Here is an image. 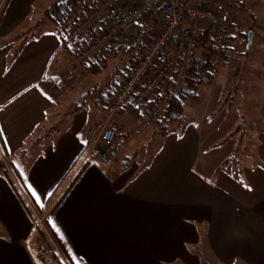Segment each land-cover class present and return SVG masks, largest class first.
I'll return each instance as SVG.
<instances>
[{"label": "crops", "instance_id": "1", "mask_svg": "<svg viewBox=\"0 0 264 264\" xmlns=\"http://www.w3.org/2000/svg\"><path fill=\"white\" fill-rule=\"evenodd\" d=\"M52 4L0 0V39L20 38L0 48V163L32 216L0 170V264H45L25 251L36 243L35 219H47L81 172L45 227L62 264H202L204 254L211 264H264V94L251 118L221 104L219 82L206 86L189 123L161 130L141 165L116 155L129 146L118 148L122 130L148 115L124 110L114 119L112 164L85 162V134L105 109L93 121L72 101L67 127L46 136L21 173L6 169L4 153L24 157L61 108L47 83L61 88V74L69 84L76 79L67 60L74 56L46 18Z\"/></svg>", "mask_w": 264, "mask_h": 264}, {"label": "built area", "instance_id": "2", "mask_svg": "<svg viewBox=\"0 0 264 264\" xmlns=\"http://www.w3.org/2000/svg\"><path fill=\"white\" fill-rule=\"evenodd\" d=\"M234 3L235 0H83L75 7L62 24V48L71 49L97 28L100 29L74 55V62L80 66L102 54L113 40H121L126 46L133 45L136 38L129 37L126 32L134 27L143 25L152 32L144 53L116 87L105 108L103 123L85 134V162L95 159L103 165L112 164L115 137L119 132L114 119L124 110H137L172 69L177 72L170 96L162 98L159 106L150 112L147 122L155 124L169 98L179 97L186 69L199 56L197 35L186 17L197 24V31L209 30L214 49L210 75L216 77ZM107 16L110 20L104 25ZM35 225L44 231L45 239L25 246V251L34 260L50 264L51 250L57 253L56 246L46 233L44 218L37 217Z\"/></svg>", "mask_w": 264, "mask_h": 264}, {"label": "rangeland", "instance_id": "3", "mask_svg": "<svg viewBox=\"0 0 264 264\" xmlns=\"http://www.w3.org/2000/svg\"><path fill=\"white\" fill-rule=\"evenodd\" d=\"M55 1L48 0V3L51 4ZM242 5L243 9L240 11L242 19L238 20V25H236L238 31L234 33L235 43L233 47L235 48L231 57L222 58L219 71L212 80L211 87L207 89L209 91L215 89L213 86H215L216 82H219L221 86L219 96L221 104L228 106L231 104L238 111H241V113L244 112L243 114L245 115L249 113L252 118L253 112L257 107V101L264 94V66L262 65L264 62V0H242ZM41 25L49 24L45 21L43 23L41 22ZM249 28L252 29L253 34H256V38L254 41L252 39L251 46L247 51L243 43H241V34H247ZM18 39L20 38L9 37L3 40L0 39V48L8 45H16ZM16 49L17 47L11 53L13 54ZM67 60L74 64L72 72L74 71L73 75L76 79L73 83L69 84L68 80L64 79V75L61 74L59 75L62 79H60L62 82L61 88L52 86L56 90L55 95L60 94L58 98L59 104L57 106L61 104V108L57 110L56 106H54L57 115L51 114L49 116L50 122L45 125L46 127H44L43 131L41 132L39 130L32 136L30 146H27L23 153L24 157L14 156L7 158L4 153L6 169L13 175L21 173L24 169V164L27 165L33 161L37 155L36 153L46 144V136L50 135L49 137L54 139V135L56 134L53 132L62 131L67 127V122L70 119L73 109L72 101L77 102L76 105L74 103L75 106L82 101L91 115L94 114L93 121H96V118H98L97 112H102L103 110L102 106L96 102L98 92H104V90L112 87L111 79L120 77L131 67L129 55L123 56L121 59L105 58L103 59L105 67L100 74L86 75L82 71L81 66L73 62L71 57H67ZM57 72L60 74L59 70ZM204 88L200 91V98L205 94ZM192 109L193 105L187 102L184 106L182 117L167 126V133L173 132L178 128L180 129L189 123L190 118L188 117V113ZM161 128L162 124H149L145 117L136 119L134 126H126L122 130L123 134L119 137L120 144L118 148L123 146L125 142H128L129 146L125 148L120 147L117 150L116 162L119 163V159L123 155L125 158L131 161L134 160L135 163L141 165L143 159L147 157V153L159 147ZM53 254L57 255L56 252L51 250L50 264H52L51 258ZM57 257L59 258L58 255ZM203 260L204 262L202 261V264H211L209 255L204 254Z\"/></svg>", "mask_w": 264, "mask_h": 264}, {"label": "trees", "instance_id": "4", "mask_svg": "<svg viewBox=\"0 0 264 264\" xmlns=\"http://www.w3.org/2000/svg\"><path fill=\"white\" fill-rule=\"evenodd\" d=\"M83 0H56L47 10L46 12V18L52 22L55 26L58 28V34L60 36L63 35V29L62 24L64 23V20L72 13V11L75 9V7L80 4ZM211 0H206V2ZM243 5L242 0H235V3L233 5V13L231 17V24L229 26V34L225 37V46L222 50V58H227L228 56L231 57L232 52L235 47H233L235 43V34L236 31H238L237 26L238 20L242 19V16L240 14V11H242ZM110 20V16H107L104 22V25L108 24ZM187 23H189L194 31L196 32V42L198 44V51L199 56L197 59H195L192 64L186 69L187 73L185 78L183 79V88L178 98L170 97L168 101V105L165 106L161 110L160 118L156 123L162 124L161 130L166 131L167 126L170 123H174L178 121L183 114L184 106L187 102L194 104L200 100V91L202 88L210 85L212 83V80L214 77L210 75V69L212 67V56L214 54V49L211 46L210 43V32L209 30H202L197 31V24L195 22H191L189 18L186 17ZM100 29L97 28L91 35L87 36L85 39L81 40L80 42L73 45L71 49H64L69 55L74 56L79 48L84 47L87 44L88 39L92 35H96L99 33ZM252 32V29L249 28L247 30V34L242 33V41L243 45L245 46V49L248 51L249 48H246L247 46V35L248 33ZM151 31L144 28L143 25L134 27L133 29L126 32V34L129 37L136 38V42L131 46L124 45L121 40H113L108 47L107 50H105L102 54L98 55L91 61H89L86 65L81 66L82 71L86 75H98L101 73V71L104 69L105 65L103 63V59L105 58H123V56L129 55V62L131 63V67L121 75L120 77H114L111 79V83L113 84L112 87L109 89L104 90V92L99 91L98 92V99L96 102L102 106V108H105L108 103L110 102L111 98L113 97L116 87L118 84L125 79V77L130 72L132 66L134 65L135 61L140 58V56L144 53V50L146 48V43L148 39L151 36ZM63 37V36H62ZM244 38V39H243ZM62 47V46H61ZM177 70L172 69L169 71L166 78L161 82V84L154 90V92L151 94L149 99L140 105V107L137 110L139 115L144 114L148 115L150 112L154 109H156L162 98L166 95L170 96L171 88L173 85V78L176 74ZM47 87L52 88L51 81ZM61 81L57 86H60ZM52 90V89H51ZM88 95V94H86ZM82 102V101H81ZM224 105V104H222ZM225 106V105H224ZM231 107L232 105L229 104ZM147 116V117H148ZM0 170L2 176L6 179V181L10 184L13 191L15 192V195L17 196L19 202L27 212V214L32 217L29 212L27 211L23 200L21 199L20 195L16 191L15 187L13 186L8 173L4 169L3 165L0 163ZM82 173V172H81ZM80 173V174H81ZM79 174V176H80ZM78 176V177H79ZM77 177V179H78ZM76 179V180H77ZM76 180H74L71 187L68 189V191L64 194V196L61 198L59 203L54 207L53 211L48 215L47 219H44V226L47 227L48 220L50 217L56 212V210L59 208L61 203L66 198L69 191L72 189L73 185L75 184ZM32 219V218H31ZM33 228L36 234V243L42 241L45 239V233L44 231L34 225ZM52 264H62V262L59 260L56 254H53L52 256Z\"/></svg>", "mask_w": 264, "mask_h": 264}, {"label": "water", "instance_id": "5", "mask_svg": "<svg viewBox=\"0 0 264 264\" xmlns=\"http://www.w3.org/2000/svg\"><path fill=\"white\" fill-rule=\"evenodd\" d=\"M248 37H247V46H246V48H249V46L251 45V41H252V38H253V34L251 33V32H249L248 33V35H247ZM128 164L127 163H125L124 164V166L126 167Z\"/></svg>", "mask_w": 264, "mask_h": 264}, {"label": "snow or ice", "instance_id": "6", "mask_svg": "<svg viewBox=\"0 0 264 264\" xmlns=\"http://www.w3.org/2000/svg\"><path fill=\"white\" fill-rule=\"evenodd\" d=\"M0 135H2V133H0ZM33 194L35 195V192Z\"/></svg>", "mask_w": 264, "mask_h": 264}]
</instances>
